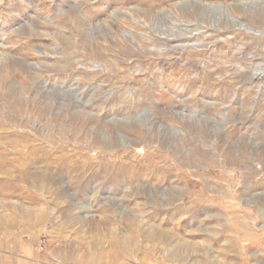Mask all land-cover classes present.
Wrapping results in <instances>:
<instances>
[{
    "label": "rangeland",
    "instance_id": "374dc122",
    "mask_svg": "<svg viewBox=\"0 0 264 264\" xmlns=\"http://www.w3.org/2000/svg\"><path fill=\"white\" fill-rule=\"evenodd\" d=\"M0 264H264V0H0Z\"/></svg>",
    "mask_w": 264,
    "mask_h": 264
},
{
    "label": "bare ground",
    "instance_id": "6f19581e",
    "mask_svg": "<svg viewBox=\"0 0 264 264\" xmlns=\"http://www.w3.org/2000/svg\"><path fill=\"white\" fill-rule=\"evenodd\" d=\"M242 5H243L245 8H247V7L249 6V3H245V2H244Z\"/></svg>",
    "mask_w": 264,
    "mask_h": 264
}]
</instances>
